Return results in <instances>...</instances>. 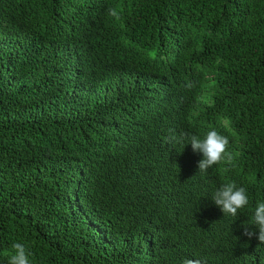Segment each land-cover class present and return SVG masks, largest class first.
Returning <instances> with one entry per match:
<instances>
[{"label":"trees","instance_id":"obj_1","mask_svg":"<svg viewBox=\"0 0 264 264\" xmlns=\"http://www.w3.org/2000/svg\"><path fill=\"white\" fill-rule=\"evenodd\" d=\"M213 129L242 153L200 173ZM260 202L264 0H0V264H264Z\"/></svg>","mask_w":264,"mask_h":264},{"label":"clouds","instance_id":"obj_2","mask_svg":"<svg viewBox=\"0 0 264 264\" xmlns=\"http://www.w3.org/2000/svg\"><path fill=\"white\" fill-rule=\"evenodd\" d=\"M107 14L112 17L118 16L117 10L111 7L107 9ZM188 86L191 87V85ZM171 139L183 142L184 134H181L179 138L173 136ZM188 140L194 152L203 154V159L198 162L200 173H206L214 165L221 163L232 164L233 158L237 159L242 153L241 141L228 138L214 129L208 131L203 137L193 134L188 137ZM212 199L224 214L233 217L237 216L238 211L245 208L249 203L246 189L237 186L234 181L222 183L215 191ZM251 224L258 228V235L247 229H245L244 235L249 238L256 236L264 244V202L256 205ZM12 248L14 253L10 255L8 264H31L30 253L25 244L17 242L12 245ZM183 264H206V261L199 258H185Z\"/></svg>","mask_w":264,"mask_h":264}]
</instances>
